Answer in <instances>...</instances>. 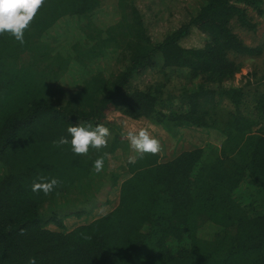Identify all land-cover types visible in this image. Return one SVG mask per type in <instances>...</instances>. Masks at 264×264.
Listing matches in <instances>:
<instances>
[{"label": "trees", "instance_id": "1", "mask_svg": "<svg viewBox=\"0 0 264 264\" xmlns=\"http://www.w3.org/2000/svg\"><path fill=\"white\" fill-rule=\"evenodd\" d=\"M131 2L119 0V20L94 31L103 0H45L24 44L0 35V264H28L32 257L36 264H264V90L257 85L264 67L263 77L252 72L256 83L236 82L243 57L264 59V42L250 44L234 29L236 23L256 31L251 11L264 15V0H202L160 39L137 0ZM63 17L87 21L74 54L57 38L53 46L44 38ZM193 31L207 37L203 46L183 45ZM120 47L115 71L106 62L88 72ZM149 71L158 75L155 82H135ZM172 73L186 81H177L179 89L169 88ZM112 109L175 134L213 128L224 140L164 162L158 154L138 155L128 163L118 205L68 231L65 217L94 206L82 188L91 175L89 184L100 178L98 157L54 142L71 141V125L105 123L113 151L119 130L107 120ZM40 176L61 185L47 196L31 191ZM75 188L82 198H73Z\"/></svg>", "mask_w": 264, "mask_h": 264}, {"label": "rangeland", "instance_id": "2", "mask_svg": "<svg viewBox=\"0 0 264 264\" xmlns=\"http://www.w3.org/2000/svg\"><path fill=\"white\" fill-rule=\"evenodd\" d=\"M119 0H103L101 8L94 14L93 21L95 25L92 26L95 31L96 28L104 26H110L115 24L120 18V12L118 8ZM133 2V0H132ZM131 2V3H132ZM202 0H137V6L143 12L145 16V21L149 27L150 32L155 39L162 38L163 34L166 33L167 29H172L174 26H177L181 22L182 16L185 14L186 9H196L199 7ZM127 6V5H126ZM125 6V7H126ZM251 16L254 21L258 22L257 30L251 31L241 27L238 24H234V29L238 32L246 42L250 44H259L264 42V15H258L255 12L251 11ZM155 17H164L163 21L160 22L161 26L154 24ZM79 22L75 17H63L57 24H55L45 35V40L51 44V46L56 45V38L62 42L66 48H63L64 51L71 50L74 54L73 44L77 43L79 40L85 41V34L82 28V25L85 24V20ZM60 35V39L57 37ZM207 37L198 32H192L188 37L183 39V45L187 47H201L207 41ZM114 52L112 54L105 55L103 58H98L96 61V67L94 70L88 71L97 72L100 68L107 67L106 62H109L115 71L116 67L120 65L117 62V58L123 57L124 53L121 52L122 48L111 49ZM109 50V51H111ZM91 62V61H90ZM264 59L262 57H253L247 56L243 57V68L237 73V84L245 86L248 81L251 83L257 82V77L252 74L255 68L259 72V75L263 73L262 67H264ZM77 65L78 62L73 63ZM105 73L108 72V68L104 69ZM111 70H109V73ZM150 72V71H149ZM172 84H169L171 90L179 89V85L175 84L186 83L185 80L179 78L180 75L172 73ZM158 76V75H157ZM156 73L150 72L148 74L139 75L135 82L143 86L147 81H156ZM86 78V75L84 76ZM263 77V75H261ZM177 81H180L179 83ZM261 87V91L264 90V78L263 81L257 83ZM176 93L179 94V91ZM107 120L111 123H114L119 130V137L117 138L116 146L112 148L113 151L109 152L108 147L102 148L100 151L90 148L93 152V156L104 157V154L108 152V155L104 157V167L100 173V178L95 177L97 183L89 184V181L92 180L93 176L91 175L87 179V184H83L85 188H82L87 191L88 194L93 195V204L94 206L88 207V213L83 212L81 215H69L64 218L65 228L70 231L75 227L86 224L108 212L113 210L118 203L120 202V187L121 182L128 176L131 175L129 170V157L138 156L139 153H136L130 147V144L127 139L124 138L126 129L123 127V122L127 121L130 127H134L137 130L141 127L147 128L154 137L160 140L161 151L158 153L160 161H169L173 159L176 155L181 153L184 150L194 149L199 146H205L208 143H213L217 146H220L224 140V135L216 129L202 127V128H181L179 134L170 132L164 126L153 122L147 118L134 119L128 117L121 113L119 110L112 109L107 113ZM106 127L112 131L107 124L104 123ZM112 134V132H111ZM111 136V135H110ZM111 140V137L108 138V143ZM2 169V167H0ZM118 174V177L115 175ZM118 179V184L115 183V179ZM89 180V181H88ZM73 198L81 197L82 192L79 189L75 188L72 192ZM80 202V201H78ZM77 206L80 204H76ZM73 205V206H76ZM83 207L82 205H80ZM68 209V207H65ZM61 209V208H60ZM69 211V210H67ZM48 228L58 230V226L54 223L47 225Z\"/></svg>", "mask_w": 264, "mask_h": 264}, {"label": "clouds", "instance_id": "3", "mask_svg": "<svg viewBox=\"0 0 264 264\" xmlns=\"http://www.w3.org/2000/svg\"><path fill=\"white\" fill-rule=\"evenodd\" d=\"M45 0H0V35L8 33L15 38L20 44L25 43L24 33L30 27L38 10L43 6ZM126 129L124 138L128 140L130 147L140 158L145 154L157 155L161 151L160 140L152 135V133L144 127L138 130L130 127L127 121L123 122ZM67 132L71 136V141L66 137H61L55 141L57 147L71 144V150L76 155H87L90 148L99 151L107 148L108 138L111 131L103 123L93 127L91 124L84 125L79 123L78 126H69ZM105 156L108 154L105 153ZM137 157L130 156L129 163H136ZM94 171L100 173L104 167V157L101 156L94 161ZM61 181L57 178H48L40 176L35 179L31 185V191L44 195H49L60 187ZM26 230H21V235ZM28 264H36L35 257L29 259Z\"/></svg>", "mask_w": 264, "mask_h": 264}]
</instances>
